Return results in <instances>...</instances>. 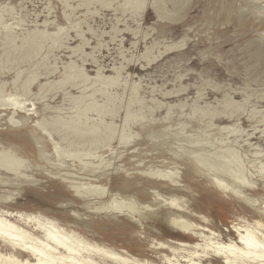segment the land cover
<instances>
[{"label": "rangeland", "instance_id": "374dc122", "mask_svg": "<svg viewBox=\"0 0 264 264\" xmlns=\"http://www.w3.org/2000/svg\"><path fill=\"white\" fill-rule=\"evenodd\" d=\"M2 96L28 100L33 116L0 107V149H26L17 175L0 172V200L12 203L1 211L52 219L136 264L162 260L156 244L173 240L160 208L223 233L263 223L264 0H0ZM58 121L99 126L111 140L73 149ZM198 154L241 171L242 193L218 190ZM133 165L176 167L178 182H166L184 194L134 178L143 173ZM111 194L158 206L134 218L98 210Z\"/></svg>", "mask_w": 264, "mask_h": 264}, {"label": "bare ground", "instance_id": "6f19581e", "mask_svg": "<svg viewBox=\"0 0 264 264\" xmlns=\"http://www.w3.org/2000/svg\"><path fill=\"white\" fill-rule=\"evenodd\" d=\"M259 13L262 14L261 12ZM31 50L32 47L24 51L23 57L26 58ZM27 102L28 100L19 99L18 96L0 97V107L10 106L13 114H21L19 116H23L25 119L33 116L28 109L30 103L27 104ZM90 109H92V106L89 107ZM8 122L12 127L19 123L13 116L8 119ZM56 124L57 130L62 134V139L65 140L64 142L76 150L79 146L106 143L111 140V136L107 133H102L99 126L93 129H86L80 125L72 126L63 121H58ZM37 127L41 128L42 132H46L45 127L42 128L38 124ZM31 130L28 129L30 134L34 135V137L39 136L36 130L34 133ZM58 131L57 134L59 133ZM125 139L128 138L122 135L121 140ZM22 142L24 143L22 140H16L15 145L9 143L10 145H7V148L0 149V172L2 174L14 176L20 172L25 160L23 159V154H26V149L21 145ZM55 147L57 148L58 144ZM185 151L187 150L185 149ZM192 154L193 152L189 155ZM194 160L202 167L207 168L209 175L213 173L212 176L218 190L229 195H235L233 194L234 192L242 193L240 190L245 189L243 185L245 179L241 171L237 173L233 171L229 161L220 163L200 154L195 156ZM180 162L191 164V160L185 157H182ZM174 164L176 165L177 163ZM158 168H163L164 170L156 171ZM192 168L195 172L201 169L195 166ZM132 171L143 173L140 176H134V178L143 180L144 178L152 179L154 177L155 182H157L155 184L157 189H162L159 187L162 185L163 187L167 186L166 190L168 189L173 194H184L179 191V188L173 187L166 182V180L173 183L178 182L177 177H175L177 176L176 167L169 169L167 166L147 168L138 166L134 167ZM70 188L78 195H88L90 197L98 196L100 198L107 194V190L103 185L89 183L81 187L73 183ZM161 191L164 192L163 189ZM132 193L138 196V191H132ZM107 199L108 202L103 203L101 207H97L98 210L112 214H126L132 218L140 214L139 210H147L150 207L158 206V203L151 202L148 205L140 206L137 204L138 206H136L132 200L125 202L118 195L112 194ZM0 204L10 207L12 203L6 205L7 203H3L0 200ZM176 206L180 207L182 203L180 202ZM158 210L159 212H165L163 214L164 220L165 218L170 219L173 240L160 241L156 244L155 253H162V260L156 259L149 264H264V220L261 221L263 222L262 224L256 222L255 225L251 226H243L238 223L233 231L223 233L212 224L201 223L199 219L181 210L171 208H166L164 211L162 208ZM136 262L139 264V261ZM0 264L136 263H130L118 254L116 255L85 242L76 234L62 229L52 219L36 214L23 215L0 210Z\"/></svg>", "mask_w": 264, "mask_h": 264}]
</instances>
